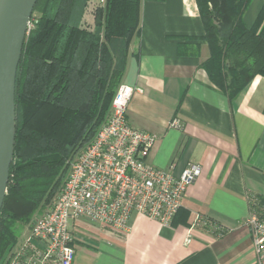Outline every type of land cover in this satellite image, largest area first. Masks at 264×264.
<instances>
[{
	"label": "crops",
	"instance_id": "1",
	"mask_svg": "<svg viewBox=\"0 0 264 264\" xmlns=\"http://www.w3.org/2000/svg\"><path fill=\"white\" fill-rule=\"evenodd\" d=\"M261 6L250 0L247 27ZM204 33L195 0L141 1L122 82L142 91L131 96L126 118L156 135L149 163L172 165L174 176L188 162L201 171L169 225L136 213L126 232L76 221L72 264H255L246 219L251 198L264 205V76L254 75L229 102L202 67L209 57ZM195 215L220 231L192 225Z\"/></svg>",
	"mask_w": 264,
	"mask_h": 264
},
{
	"label": "trees",
	"instance_id": "2",
	"mask_svg": "<svg viewBox=\"0 0 264 264\" xmlns=\"http://www.w3.org/2000/svg\"><path fill=\"white\" fill-rule=\"evenodd\" d=\"M37 0L15 78L14 153L0 212V264L39 207L63 185L70 160L109 115L138 32L142 0ZM209 57L208 79L231 102L264 76V0L254 24L250 0H195ZM91 13V21L84 18Z\"/></svg>",
	"mask_w": 264,
	"mask_h": 264
},
{
	"label": "built area",
	"instance_id": "3",
	"mask_svg": "<svg viewBox=\"0 0 264 264\" xmlns=\"http://www.w3.org/2000/svg\"><path fill=\"white\" fill-rule=\"evenodd\" d=\"M104 0H90L103 4ZM84 18L90 11H86ZM87 20V19H86ZM88 21V20H87ZM32 26L28 25V30ZM138 86L121 82L111 111L93 139L69 162L66 179L50 207L36 217L23 238L13 246L7 264H72L76 221L87 218L101 226L126 232L132 214H142L169 225L180 209L184 192L200 174L201 166L188 162L180 175L172 165L156 167L147 157L156 135L132 126L126 118L131 96ZM171 126H178L173 119ZM246 219L250 227L254 263L264 264V205L250 199ZM215 226L200 215L192 225ZM188 232L184 243H189Z\"/></svg>",
	"mask_w": 264,
	"mask_h": 264
},
{
	"label": "water",
	"instance_id": "4",
	"mask_svg": "<svg viewBox=\"0 0 264 264\" xmlns=\"http://www.w3.org/2000/svg\"><path fill=\"white\" fill-rule=\"evenodd\" d=\"M37 0H0V212L14 153L15 78Z\"/></svg>",
	"mask_w": 264,
	"mask_h": 264
},
{
	"label": "rangeland",
	"instance_id": "5",
	"mask_svg": "<svg viewBox=\"0 0 264 264\" xmlns=\"http://www.w3.org/2000/svg\"><path fill=\"white\" fill-rule=\"evenodd\" d=\"M86 13H84L85 15ZM86 19L88 21H91V17L87 14ZM111 108L109 110V114H110ZM107 119V118H106ZM84 148V147H83ZM82 148V149H83ZM82 149H80L79 151H81ZM78 151V152H79ZM77 154V153H76ZM62 187V186H61ZM61 187L59 188V190L52 196L51 200L48 203H44L42 204L39 209L33 214V216L31 217L30 221L28 223L23 224L22 226H17L18 227V237H17V241L15 243V245L23 238L24 234L28 231L30 225L32 224L33 220L38 217L40 214H42L46 209H48L52 203V201L54 200L55 196L57 195V193L60 191Z\"/></svg>",
	"mask_w": 264,
	"mask_h": 264
}]
</instances>
